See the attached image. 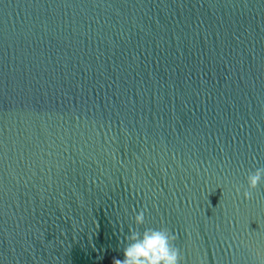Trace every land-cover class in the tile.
Instances as JSON below:
<instances>
[{"label":"water","instance_id":"1","mask_svg":"<svg viewBox=\"0 0 264 264\" xmlns=\"http://www.w3.org/2000/svg\"><path fill=\"white\" fill-rule=\"evenodd\" d=\"M260 167L264 0H0V264H264Z\"/></svg>","mask_w":264,"mask_h":264},{"label":"clouds","instance_id":"2","mask_svg":"<svg viewBox=\"0 0 264 264\" xmlns=\"http://www.w3.org/2000/svg\"><path fill=\"white\" fill-rule=\"evenodd\" d=\"M264 183V167L256 168L247 175L245 199H251L252 192ZM239 194L240 189H236ZM146 209L134 215L135 227L129 228L122 248L123 259L113 258L112 264H181L180 250L175 246L176 236L166 227H140L145 225Z\"/></svg>","mask_w":264,"mask_h":264}]
</instances>
